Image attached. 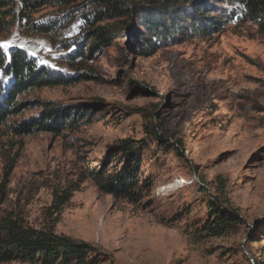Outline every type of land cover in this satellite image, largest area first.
I'll list each match as a JSON object with an SVG mask.
<instances>
[{"label":"rangeland","instance_id":"374dc122","mask_svg":"<svg viewBox=\"0 0 264 264\" xmlns=\"http://www.w3.org/2000/svg\"><path fill=\"white\" fill-rule=\"evenodd\" d=\"M116 2L131 8V0H51L0 13V41L23 42L65 80L19 94L25 107L0 125V226L87 242L95 264H264V32L228 20L178 41L157 36L145 51L129 33L145 28L111 12ZM219 6L224 18L238 1ZM93 25L125 32L78 55ZM47 101L82 116L59 134L10 128ZM121 140L132 144L139 179L151 182L136 202L101 190L91 173ZM112 154L106 174L125 159ZM213 198L241 217L220 237L204 227Z\"/></svg>","mask_w":264,"mask_h":264},{"label":"trees","instance_id":"16d2710c","mask_svg":"<svg viewBox=\"0 0 264 264\" xmlns=\"http://www.w3.org/2000/svg\"><path fill=\"white\" fill-rule=\"evenodd\" d=\"M51 0H0V13L5 7L18 3L26 12H35ZM224 0H131V8L126 4H110L111 12L139 19L140 26L145 31L139 33L137 27L129 30L136 46L145 51L153 48L154 38L166 37L178 41L188 34H208L217 31L228 20L251 22L264 32V0H237L238 8L220 18L219 4ZM3 19L0 17V23ZM116 27V26H111ZM107 33L102 26L92 27L86 48L79 49L78 55L88 56L99 45L108 41L114 33ZM88 53H87V52ZM7 77L6 80L3 77ZM65 82L59 76L50 73L44 66L36 64L34 59L22 49L11 48L8 51L0 49V125L8 117L16 114L25 107L26 102H19L17 96L28 89L43 87ZM76 116L82 113L75 111L73 116L68 106H58L45 102L44 109L37 115L14 122L10 128L18 134H28L37 131H61L76 125ZM158 138H160L157 135ZM180 144V140H176ZM114 148V149H113ZM130 140H121L116 146H109L102 166L92 171L97 186L115 197L125 198L136 202L142 192H148L151 182L144 177L139 179V162L132 153ZM120 151L123 165L106 174L105 163L112 152ZM209 215L205 228L210 236H224L233 232L241 222L237 208L222 206L216 198L206 201ZM95 249L84 241H74L67 236L58 235L51 231L23 228L9 222L0 226V262L13 259L39 261L42 264H95Z\"/></svg>","mask_w":264,"mask_h":264},{"label":"snow or ice","instance_id":"6c2138e0","mask_svg":"<svg viewBox=\"0 0 264 264\" xmlns=\"http://www.w3.org/2000/svg\"><path fill=\"white\" fill-rule=\"evenodd\" d=\"M15 44V41L14 40H4V41H0V49H4V50H8L11 46H13ZM20 48H25V45L24 43L22 42L20 45H19ZM28 54L30 55H35L34 52H32L31 50H28ZM41 64H47L48 62L47 61H44V60H41L40 61ZM50 67H55V65H49ZM4 80L7 79V77H3Z\"/></svg>","mask_w":264,"mask_h":264}]
</instances>
